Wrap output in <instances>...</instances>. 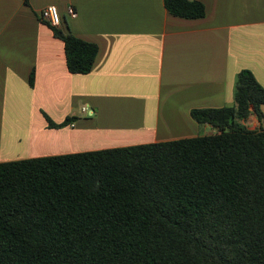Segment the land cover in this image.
Wrapping results in <instances>:
<instances>
[{
  "label": "trees",
  "instance_id": "obj_1",
  "mask_svg": "<svg viewBox=\"0 0 264 264\" xmlns=\"http://www.w3.org/2000/svg\"><path fill=\"white\" fill-rule=\"evenodd\" d=\"M48 26L67 70L88 73L96 44ZM190 115L215 132L0 162V264H264V86L242 69L232 105Z\"/></svg>",
  "mask_w": 264,
  "mask_h": 264
},
{
  "label": "crops",
  "instance_id": "obj_2",
  "mask_svg": "<svg viewBox=\"0 0 264 264\" xmlns=\"http://www.w3.org/2000/svg\"><path fill=\"white\" fill-rule=\"evenodd\" d=\"M200 1L187 19L163 0H0V162L213 134L191 109L232 105L242 69L264 86V0ZM49 5L55 28L96 44L88 73L67 70Z\"/></svg>",
  "mask_w": 264,
  "mask_h": 264
},
{
  "label": "built area",
  "instance_id": "obj_3",
  "mask_svg": "<svg viewBox=\"0 0 264 264\" xmlns=\"http://www.w3.org/2000/svg\"><path fill=\"white\" fill-rule=\"evenodd\" d=\"M67 14L72 18L76 17V15H77L75 10L72 7L67 8ZM40 16L44 22H46L50 26H54V27L58 26L60 23V20H61L59 10L55 5H49V6L42 8L40 10ZM81 111L86 112L87 108L85 106H83L81 108ZM70 126H73V123H71Z\"/></svg>",
  "mask_w": 264,
  "mask_h": 264
},
{
  "label": "rangeland",
  "instance_id": "obj_4",
  "mask_svg": "<svg viewBox=\"0 0 264 264\" xmlns=\"http://www.w3.org/2000/svg\"><path fill=\"white\" fill-rule=\"evenodd\" d=\"M248 121L250 122V120H248ZM248 125H249V126H251V124H250V123H248Z\"/></svg>",
  "mask_w": 264,
  "mask_h": 264
},
{
  "label": "water",
  "instance_id": "obj_5",
  "mask_svg": "<svg viewBox=\"0 0 264 264\" xmlns=\"http://www.w3.org/2000/svg\"><path fill=\"white\" fill-rule=\"evenodd\" d=\"M58 35H59V33H58Z\"/></svg>",
  "mask_w": 264,
  "mask_h": 264
}]
</instances>
